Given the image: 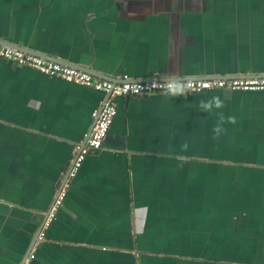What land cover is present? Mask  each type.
<instances>
[{"label":"crops","instance_id":"0c3cea01","mask_svg":"<svg viewBox=\"0 0 264 264\" xmlns=\"http://www.w3.org/2000/svg\"><path fill=\"white\" fill-rule=\"evenodd\" d=\"M0 44L112 80L264 75V0H0ZM129 96L115 144L69 176L104 93L0 58V264L264 256V165L247 148L264 145V91Z\"/></svg>","mask_w":264,"mask_h":264},{"label":"built area","instance_id":"2783aa9c","mask_svg":"<svg viewBox=\"0 0 264 264\" xmlns=\"http://www.w3.org/2000/svg\"><path fill=\"white\" fill-rule=\"evenodd\" d=\"M0 58L14 64L32 67L45 75L85 85L104 93L105 97L100 102V106L92 111L94 122L88 137L83 143L76 144L75 156L68 172L69 176L75 174L89 152L101 148L116 114L114 100L117 97L128 95L142 96L150 92L169 90L193 92L211 89L264 91V75L210 78H150L142 80H133L123 76L120 79L110 80L95 76L74 66L1 44ZM64 196L65 188L62 187L59 189L54 203L47 213L48 219L43 222V225L47 226L52 220L54 211L61 205ZM31 256L32 254H30Z\"/></svg>","mask_w":264,"mask_h":264},{"label":"rangeland","instance_id":"374dc122","mask_svg":"<svg viewBox=\"0 0 264 264\" xmlns=\"http://www.w3.org/2000/svg\"><path fill=\"white\" fill-rule=\"evenodd\" d=\"M235 146L237 147L238 145L235 144ZM250 147L248 150H253V151H260L259 154L262 156V158L260 159L261 163H263L264 165V145L263 144H249ZM215 154V151H213ZM221 154V153H220ZM248 156H250V154H247ZM221 159V158H218ZM240 158L237 157H231V162L233 163H239L241 161H247V163H252L250 162V160H239ZM160 244V243H158ZM158 246V245H157ZM228 258L231 260H235V261H245L248 263H252V264H264V256H258V255H228Z\"/></svg>","mask_w":264,"mask_h":264},{"label":"water","instance_id":"95a60500","mask_svg":"<svg viewBox=\"0 0 264 264\" xmlns=\"http://www.w3.org/2000/svg\"><path fill=\"white\" fill-rule=\"evenodd\" d=\"M16 47H18V48H20V46H17V45H15ZM37 53H39V52H33L32 54H36V55H40V54H37ZM47 57H50V56H48V55H46ZM69 66H71L70 64H68ZM79 68H81L82 70H86L87 68H85V67H83V66H78ZM87 72H89L90 73V71H88V70H86ZM91 74H93V75H95V76H98V77H101V78H104V79H106V76H101V75H99V74H97L96 72H91ZM110 80H112V79H110ZM202 92H204V91H200L199 93H202ZM130 96L128 95V96H125V98H129ZM133 97V96H132ZM134 97H138V96H134ZM112 138L110 137V136H108V135H106V137H105V139H104V144H106V145H109V144H115L114 142H112V141H110ZM114 139V138H113ZM116 145L117 146H120V147H123L124 146V142L123 141H121L120 143H116ZM41 227H42V225L40 226V228H39V230H38V233L40 232V230H41ZM30 250H31V248L29 249V251L28 252H30Z\"/></svg>","mask_w":264,"mask_h":264}]
</instances>
